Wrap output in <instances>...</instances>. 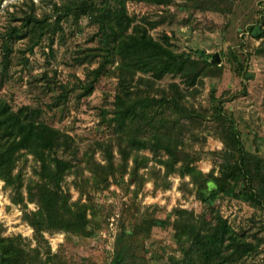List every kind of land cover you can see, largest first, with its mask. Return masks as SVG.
I'll list each match as a JSON object with an SVG mask.
<instances>
[{"label": "rangeland", "instance_id": "rangeland-1", "mask_svg": "<svg viewBox=\"0 0 264 264\" xmlns=\"http://www.w3.org/2000/svg\"><path fill=\"white\" fill-rule=\"evenodd\" d=\"M27 1L0 0V98L14 108L40 107L44 122L73 137L79 149V174L73 169L62 182V188L69 193L70 201L80 200L87 205L88 227L94 233L92 236L45 233L51 255L56 254L58 262L63 264H108L117 234L124 228L129 233L143 217L168 223L152 225L147 237L141 232L133 233L131 242L136 253L144 257L147 264H168L169 256H180L171 223L180 213L197 216L204 210L198 200L197 185L189 175L178 171L165 176V167L159 160L167 158L166 154L163 151L156 154L150 149L138 151L137 159L144 158V164H137V169L134 156L123 162L116 146L112 148L111 173L106 178L101 173L93 175L86 168L83 153L92 152L93 146L95 162L106 164L103 148L95 146V142H113V126L102 121L100 111L111 108L117 78L102 75L94 83L93 91L83 96L78 81L86 80L87 72L98 65L100 58L94 51L100 43L98 25L91 24L86 15L75 17L71 13L57 20L60 9L56 11L54 6L64 11V4L74 0H38L33 15L46 20L45 32L40 34L36 29L19 38L16 33H22V29L13 28L21 26L15 19L30 13ZM171 1L168 7L163 3L128 1L126 7L128 14L137 20L143 17L157 20L165 8L172 14L150 31L154 37H160L163 32L172 35L177 50L204 51L214 56L210 61H216L218 55L216 63L220 72H216L220 75L204 77L197 93L189 91L186 95L189 106L203 118L182 124L181 150L189 153L187 158L193 159L191 166L202 173L214 168V158H220L223 142L215 130L212 112L213 106L221 100L223 111L235 120L246 148L264 157V0ZM255 25L261 26L260 37L249 30ZM170 81V76L153 81L138 73L134 83H141L147 91V86L152 85L150 91L158 94ZM56 97H60L59 106H54ZM34 166L29 154L17 167L22 170L24 195L26 185L34 178ZM11 193L0 180L2 235H21L29 247L35 248L38 245L33 229L22 218V206L11 201ZM216 205L220 216L235 232L258 246V252L248 254L238 264H264V209L228 196L218 197ZM27 207L36 210L34 203H28ZM47 244L38 246L44 259ZM54 263L48 261V264Z\"/></svg>", "mask_w": 264, "mask_h": 264}, {"label": "trees", "instance_id": "trees-1", "mask_svg": "<svg viewBox=\"0 0 264 264\" xmlns=\"http://www.w3.org/2000/svg\"><path fill=\"white\" fill-rule=\"evenodd\" d=\"M128 1L163 3L165 7L172 4L171 0H74L64 4V11L54 6L56 11L60 9L58 21L71 13L75 17L86 15L91 24L98 25L100 43L94 51L100 58L98 65L87 72L86 80L78 81L83 96L93 91L94 83L102 75L117 78L111 108L100 111L102 121L113 126V142H95V146L98 144L103 148L106 164L95 162L96 148L93 146L92 152L83 153L86 168L93 175L101 173L106 178L113 166V146L117 147L123 162L134 156L135 169L137 164H144V158L137 159L139 150L150 149L156 154L163 151L167 158L160 159L159 163L165 167L164 175L175 171L189 175L198 187V200L204 207L197 216L180 213L171 223L180 256H169L168 264H238L248 254L258 252V246L235 232L220 216L216 199L228 196L264 209V157L246 148L235 120L223 111L219 100L213 106L212 120L223 142L220 158H214L216 165L208 173L191 166L193 159H188L189 153L181 150L184 144L182 124L203 116L189 106L186 95L189 91L197 93L204 77L220 75L216 72H220L218 63L214 59L210 61L209 58L214 56L210 57L204 51L177 50L172 35L163 32L156 38L151 34L150 31L164 23L171 12L163 8L157 20L145 17L137 20L128 14ZM27 4L30 13L15 19L21 24L20 28H13L22 29V33L14 31L19 38L36 29L40 34L45 32L46 20L33 15L36 7L33 0H28ZM255 26L249 30L252 35L260 37L261 26ZM138 73L153 81L170 76L172 81L155 94L150 91L152 85L147 86V91L141 83H134ZM210 94L214 98L213 93ZM59 105L60 97H56L54 106ZM42 113L40 107L22 105L14 108L0 98V180L11 189V201L22 206V218L32 227L38 246L47 244L45 233L94 234L88 227L87 205L80 200L70 201L69 193L62 188L67 174L73 169L78 173L79 149L71 135L44 122ZM29 154L35 164L34 178L26 185L24 195V178L22 170L17 167ZM179 162L181 164L176 167ZM28 203H34L36 210H28ZM167 223L166 220L142 217L129 233L122 229L116 236V246L108 264H147L144 257L136 253L132 237L137 232L147 237L152 225ZM38 246L29 247L21 235L3 236L0 227V264H48L49 260L63 264L58 262L60 259L56 254L51 255L48 244L45 259Z\"/></svg>", "mask_w": 264, "mask_h": 264}, {"label": "built area", "instance_id": "built-area-1", "mask_svg": "<svg viewBox=\"0 0 264 264\" xmlns=\"http://www.w3.org/2000/svg\"><path fill=\"white\" fill-rule=\"evenodd\" d=\"M20 1H22V0H11V2H20ZM33 2L36 4L37 2H38V0H33Z\"/></svg>", "mask_w": 264, "mask_h": 264}, {"label": "water", "instance_id": "water-1", "mask_svg": "<svg viewBox=\"0 0 264 264\" xmlns=\"http://www.w3.org/2000/svg\"><path fill=\"white\" fill-rule=\"evenodd\" d=\"M216 61H219L218 55L216 54Z\"/></svg>", "mask_w": 264, "mask_h": 264}]
</instances>
